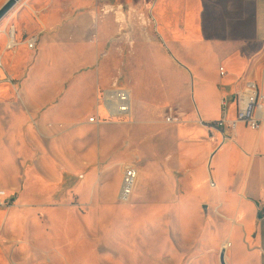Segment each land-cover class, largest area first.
<instances>
[{"label": "rangeland", "instance_id": "rangeland-1", "mask_svg": "<svg viewBox=\"0 0 264 264\" xmlns=\"http://www.w3.org/2000/svg\"><path fill=\"white\" fill-rule=\"evenodd\" d=\"M147 1L151 0L101 2L99 18L91 21L88 31L84 30L80 35L83 51H49L37 60L39 65L28 59L21 70L27 78L12 74L5 62L14 83H0V110H23L20 121L29 135L34 127L46 132L44 126L49 122H52L50 130L56 132L61 128L60 123L67 127L75 120L89 121L91 116L101 123L123 121L117 123L121 126H113L114 131H123L131 125L111 117L99 101L102 92L112 87L115 78L121 87L132 90L134 99L140 98L148 106L185 105L191 95L196 109L200 92L198 74L213 73L212 63L201 53L200 59L204 62L199 69L190 53L173 52L157 34L156 10L153 7L151 11L153 4L147 5ZM15 8L0 21V32ZM96 34L100 39L104 34L105 39L109 38L99 57L100 85L90 100L88 90H91L92 76L83 84L86 86L84 92L77 95L74 89L80 84V65L96 60L95 44L89 41V36ZM6 41L0 34V49ZM59 57L67 60L68 67L60 73L59 69L50 73L54 69L47 66L48 62ZM217 68L219 71L218 65ZM44 76L53 78L44 83L41 78ZM95 76L94 71V80ZM213 79L218 80V74ZM57 90L62 93L55 96ZM97 106L101 107L102 116L98 115ZM35 108L41 110L43 120ZM71 112L77 113L76 116L70 117ZM170 113L171 109L167 108L165 117ZM6 119L0 116V125ZM138 127L147 129L141 124ZM155 128L157 133L169 134L160 124ZM91 129L92 126L84 124L52 141L45 140L40 133L33 134L36 143L31 145L30 153L36 164L48 154L49 142L53 152L55 145L66 140L68 151L77 153L79 172L73 183L67 179L50 182L41 167L35 165L27 181V197L16 199L10 207L0 208V251L7 258V264H221L225 235L221 216L209 211L207 203L200 205L197 196L189 197L184 183L175 184L180 173L168 154L169 142L164 141V146L157 152L164 158L163 165L153 158L156 153H140V160L134 156L139 175L132 198L123 204L116 198L120 181L118 167H112L102 175L98 172V166L106 165L108 152H104L102 143V161L98 165L97 144L91 139ZM124 132L115 134L122 137ZM151 135L154 143L155 135ZM121 137L111 144L108 161L109 157L112 161L113 156L116 159L123 153ZM77 138L81 139L78 144V147L82 145L81 152L74 147ZM161 188L164 204L163 209L157 211V191ZM200 191L206 199L212 196V190Z\"/></svg>", "mask_w": 264, "mask_h": 264}, {"label": "crops", "instance_id": "crops-1", "mask_svg": "<svg viewBox=\"0 0 264 264\" xmlns=\"http://www.w3.org/2000/svg\"><path fill=\"white\" fill-rule=\"evenodd\" d=\"M6 1L0 0L1 6ZM103 1L108 0H20L11 13L10 20L0 32L6 40L9 27L14 26L19 42L14 50L0 49L11 69L10 72L15 76L27 78L21 70L28 59L38 64L37 60L49 51L82 52L84 44L80 35L84 30L88 31L91 21L99 18L100 3ZM151 3L156 10L157 34L173 52L190 53L195 67L199 69L204 62L200 59L201 53L204 59L212 63L213 73L198 74L200 92L196 109L191 95L185 105L148 106L140 98L134 99V93L128 88L131 91L132 105L129 120L125 122L129 123L131 128L124 127L122 137L121 134L116 136L115 133L123 131H114L113 126H121L120 122L123 121L89 123L83 119L75 120L67 127L60 123L61 128L56 132L50 130L52 126L49 125L52 122H49L44 126L46 132L40 128L37 131L34 127L29 135L20 121V116L24 115L23 110H0V116L8 118L0 125V188L14 195L17 201L18 198L20 200L27 197V181L35 165L41 167L50 182H62L67 179L73 183L77 178L79 159L77 153L68 151L66 140L55 145L53 152L49 142L47 160H44V154L43 161L36 164L30 153L31 145L36 143L33 135L35 132L38 135L40 133L45 140L52 141L66 136L84 124L92 126L91 139L97 144L98 165H101L102 161L101 144H104V152H108L109 156L111 144L117 137H121L124 149L121 156L116 159V156H113L112 161L109 157L111 162L106 156V165L103 168L98 166L101 175L112 167H118V199L125 167L130 164L136 166L134 156H138L140 160V153H156V158H153L163 165L164 158L158 156L157 152L164 146V141H167L168 154L176 164L175 170L180 173L175 184L180 186L184 183L189 197L197 196L200 205L207 203L209 211L221 216L222 227L225 228L222 248L226 249L227 263L264 264V122L257 129L241 123L234 129L233 138L226 140H223V136H229L232 133L230 129H211L207 126L221 119L236 117L237 105L234 99L246 88L248 81L255 82L260 91L264 92V0L146 2L147 5ZM104 35L102 39L97 34L89 36V41L95 44L96 60L94 63L85 62L80 65L81 80L74 89L77 95L84 92L86 86L83 84L92 76L91 90H88L90 100L94 98V91L100 85L99 57L109 38L105 39ZM33 36H37L38 41L36 48L30 51L26 48L25 40ZM68 37L70 39H67ZM151 41L152 39L149 42ZM160 48L163 49V45H160ZM59 59L60 57L48 62L47 66L54 69L50 73L54 74L57 69L60 73L68 67L66 59ZM221 67L224 69L223 75ZM216 74L219 76L218 80L213 79ZM41 78L42 82L47 83L53 76ZM61 93L62 90H57L55 96ZM63 93L65 94L66 90ZM223 100L228 102L226 112L223 111ZM142 103L145 105H141ZM100 108L97 106L96 111L102 116ZM167 108L171 109L170 115L176 118L170 122L164 115ZM58 110L60 111V108ZM37 112L43 120L41 110ZM76 114L71 112L70 117H75ZM199 118L204 124L199 122ZM139 124L147 126V129H139ZM159 124L169 132L168 135L164 136L163 132L157 133L154 130ZM151 134L155 135L154 143ZM78 144H81L80 138L75 140L74 147L81 152L82 145L78 147ZM204 189L212 190L209 199L200 195V190ZM158 190L157 211L160 208L162 210L164 204L162 188ZM7 261L0 251V263L7 264Z\"/></svg>", "mask_w": 264, "mask_h": 264}, {"label": "built area", "instance_id": "built-area-1", "mask_svg": "<svg viewBox=\"0 0 264 264\" xmlns=\"http://www.w3.org/2000/svg\"><path fill=\"white\" fill-rule=\"evenodd\" d=\"M15 27L10 26L7 33V41L4 46L5 51L14 50L19 42L16 39ZM38 38L33 36L25 40L26 46L30 50L36 48ZM221 74H224V69L221 67ZM8 82L14 83L13 76L8 72L7 66L4 61L3 54L0 53V83ZM132 97L130 89L121 87L118 78H115L112 82V87L105 89L101 97L100 103H103L104 108L108 114L113 118L129 120V115L132 105ZM237 105L236 117L233 119H221L215 123H210L207 126L211 129H224L231 130V134L228 136L224 134L223 140L233 138L234 129L241 123L246 124L252 129L259 128L264 122V92L260 91L258 85L253 81H248L246 88L240 91L234 99ZM228 102L222 101L223 111L226 112ZM167 121H172L176 118L171 115L167 116ZM90 122H99V120L91 116ZM200 123L204 122L200 119ZM139 172L135 165H127L124 169L121 189L119 192V199L123 202H129L133 196L134 188L137 182ZM213 183V182H212ZM15 203V197L9 194L5 189L0 188V208L10 207Z\"/></svg>", "mask_w": 264, "mask_h": 264}, {"label": "water", "instance_id": "water-1", "mask_svg": "<svg viewBox=\"0 0 264 264\" xmlns=\"http://www.w3.org/2000/svg\"><path fill=\"white\" fill-rule=\"evenodd\" d=\"M20 0H7L1 7H0V21L2 18L9 13L19 2ZM220 262L221 264H228L226 261V249H222L220 253Z\"/></svg>", "mask_w": 264, "mask_h": 264}, {"label": "bare ground", "instance_id": "bare-ground-1", "mask_svg": "<svg viewBox=\"0 0 264 264\" xmlns=\"http://www.w3.org/2000/svg\"><path fill=\"white\" fill-rule=\"evenodd\" d=\"M153 7L151 6V11H152ZM155 13V12H154ZM227 245V244H226ZM226 245H224L226 247Z\"/></svg>", "mask_w": 264, "mask_h": 264}]
</instances>
